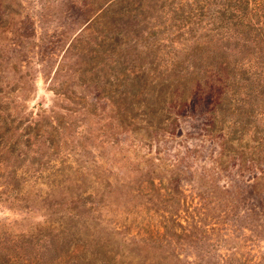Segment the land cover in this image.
Wrapping results in <instances>:
<instances>
[{
	"label": "trees",
	"instance_id": "1",
	"mask_svg": "<svg viewBox=\"0 0 264 264\" xmlns=\"http://www.w3.org/2000/svg\"><path fill=\"white\" fill-rule=\"evenodd\" d=\"M78 1L88 7L90 16L62 51L72 61L60 63L64 77L50 87L61 95V101L82 100L68 84L71 78L67 77L74 76L78 85H91L109 101L118 122L131 126L143 120L147 128L156 130L165 128L168 119L189 100L205 95L208 129H217L222 136L218 158L233 154L238 162L253 166L259 173L252 190L264 194V0H167L172 3L169 11L174 29L167 28L165 33L156 29L157 34L154 28L160 23L138 27L146 18L143 11L156 0ZM163 1L156 4L157 9ZM184 38L190 43L186 50L181 48V55L176 49H164L183 44ZM17 40L19 36L13 43L19 47ZM7 64L14 77L2 79L4 75H0V199H12L28 211L44 207L46 215L26 230L11 229L9 221L0 220V264H264V252L251 259L241 248L246 240L251 241V235L264 237L262 198L257 205H241L242 216L233 217L237 201L220 210L228 220L222 225L249 231L243 240L219 242L215 234L222 222L215 219L187 226L148 221L133 233L116 221L114 231L122 235L118 241L92 222L100 215L97 206L102 198L98 195L86 205L84 199L91 191L84 199H80L83 188L66 197L43 196L40 203L20 195L14 162L37 151L35 137L52 149L63 115L41 109L36 116L22 118L13 104L15 94L10 92L18 87L21 91L16 94L22 102L30 90L31 75L26 69L19 70L21 64L11 60ZM136 117L140 120L135 121ZM14 121H22L20 130L12 125ZM245 134L247 138L242 140ZM33 144L35 149L30 148ZM92 209L97 210L90 215ZM160 211L174 213L167 208ZM217 245L223 251L210 258L208 248ZM188 250L192 257L186 255Z\"/></svg>",
	"mask_w": 264,
	"mask_h": 264
},
{
	"label": "rangeland",
	"instance_id": "2",
	"mask_svg": "<svg viewBox=\"0 0 264 264\" xmlns=\"http://www.w3.org/2000/svg\"><path fill=\"white\" fill-rule=\"evenodd\" d=\"M156 1L143 11L146 18L138 27L160 23L155 31L159 29V33H165L167 28L173 31L169 11L172 3L165 0L157 9L156 4L162 0ZM89 16L88 7L78 0H0V63L3 69L0 75H4L1 78L14 77V71L7 64L10 60L22 65L21 72L26 69L31 75L30 90L22 102L16 94L21 91L18 87L10 92L15 94V109L24 115L22 118L27 114L36 116L35 112L41 109L46 114L53 109L63 115L52 149L41 143V137H30L39 144L37 151L22 155L14 162L19 194L40 203L43 196L66 197L83 188L86 190L80 199H84L91 191L90 197L84 199L86 205L98 195L102 198L97 206L100 215L92 222L96 221L101 232L118 241L122 235L114 231L116 221L129 226L131 233L148 221L187 226L192 222L199 224L219 219L222 223L218 227L228 221L220 212L225 204L237 201L239 207L233 217H238L244 214L241 205H257L259 198L264 199V194L258 193L261 191L252 190L254 176L259 173L253 166L238 162L233 154L218 158L222 136L217 129H208L205 95L189 100L176 111L175 117L172 115L168 119L165 128L156 130L147 128L139 117L135 121H140L131 126L126 121L118 122L109 101L91 85H78L74 76L67 77L71 78L68 84L76 96L82 95V100L78 103L61 101V95L50 87L64 77L59 72L60 63L67 64L72 59L65 57L66 52L62 51ZM182 35L187 37L186 33ZM18 36L20 46L16 47L13 41ZM185 38L183 44L177 42L164 49H176L181 55V48L186 50L190 43ZM58 101L65 108L58 106ZM226 116L229 120L230 116ZM17 123L14 121L12 125L20 130L22 121ZM245 138L247 134L242 140ZM36 144L30 148L35 149ZM154 208L157 211H153ZM165 208L173 209L174 213L171 216L161 213ZM97 209H92L90 215ZM44 211V207L28 211L12 199H0V220L9 221V227L14 230H26L41 223L46 215ZM248 234L247 229L233 230L232 226L224 224L215 235L221 242L243 240ZM250 237L251 241L246 240L241 248L252 259L264 252V237ZM222 248L220 245L208 248V256L219 254ZM186 255L192 257L190 250Z\"/></svg>",
	"mask_w": 264,
	"mask_h": 264
}]
</instances>
